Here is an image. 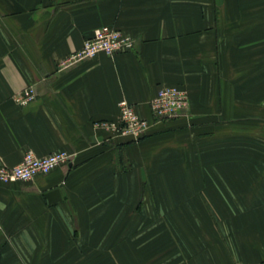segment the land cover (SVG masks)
<instances>
[{
  "label": "crops",
  "instance_id": "1",
  "mask_svg": "<svg viewBox=\"0 0 264 264\" xmlns=\"http://www.w3.org/2000/svg\"><path fill=\"white\" fill-rule=\"evenodd\" d=\"M102 25L133 49L59 68ZM162 85L183 115L94 126ZM27 151L70 160L0 184V264H264V0H0V161Z\"/></svg>",
  "mask_w": 264,
  "mask_h": 264
},
{
  "label": "built area",
  "instance_id": "2",
  "mask_svg": "<svg viewBox=\"0 0 264 264\" xmlns=\"http://www.w3.org/2000/svg\"><path fill=\"white\" fill-rule=\"evenodd\" d=\"M133 47L134 40L131 36L112 26L102 25L95 28L92 35L85 39L81 49L60 60L58 66L64 69L101 53L112 57L117 53L132 50ZM35 97L33 88L27 87L15 96V100L20 104H27ZM188 106L185 90L162 85L149 102L152 120L140 117L134 106L123 100L119 104L117 119L96 121L94 126L106 130L112 136H123L132 141H139L148 134L153 124L183 115ZM69 160L70 154L66 151H55L43 157L27 151L22 160L14 166H7L0 161V184L32 181L38 175L47 174L56 167L67 164Z\"/></svg>",
  "mask_w": 264,
  "mask_h": 264
}]
</instances>
